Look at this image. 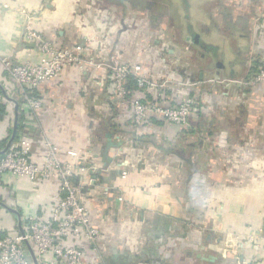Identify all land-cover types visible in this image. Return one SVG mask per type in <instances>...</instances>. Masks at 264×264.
<instances>
[{
	"label": "crops",
	"instance_id": "1",
	"mask_svg": "<svg viewBox=\"0 0 264 264\" xmlns=\"http://www.w3.org/2000/svg\"><path fill=\"white\" fill-rule=\"evenodd\" d=\"M148 1L150 7L134 0H0V54L40 59L23 39L27 23L59 47L87 39L98 60L115 55L138 64L143 77L162 84L165 102L192 97L189 124L152 117L134 130L129 103L115 97L109 70L69 66L37 88L42 105L35 112L21 106L11 81L0 80V150L12 132L15 101L30 158L40 164L49 144L74 164L73 184L102 235L97 250L72 240L85 251L86 264H264V82L248 84L264 68V0ZM154 3L180 6L182 20L153 10ZM178 54L186 63L168 69L166 61ZM154 93L134 86L128 99ZM108 136L126 141L124 151L129 139H147L148 157L133 161L134 155L110 148L113 159L104 162ZM58 190L55 178L4 174L0 202L20 219L0 206V229L15 233L20 223L24 231L27 215L50 213ZM234 234V252L224 256Z\"/></svg>",
	"mask_w": 264,
	"mask_h": 264
},
{
	"label": "built area",
	"instance_id": "2",
	"mask_svg": "<svg viewBox=\"0 0 264 264\" xmlns=\"http://www.w3.org/2000/svg\"><path fill=\"white\" fill-rule=\"evenodd\" d=\"M23 39L30 45L29 48L40 54V59L37 62L19 61L0 54V80L4 77L19 89L20 104L29 112H35L42 105L41 99L35 93L42 83L57 77L65 67L82 68L86 66L109 70L115 97L122 103L125 101L129 103L134 130H139L152 117H159L177 126L189 124L194 99L186 97L177 104L165 102L162 84L143 77L138 64L123 62L115 55L105 60H98L91 56L92 47L87 39L71 47H59L45 39L30 23L25 25ZM131 79L134 80L138 90L145 93L154 90L155 93L145 99H128V82ZM263 82L264 68H260L253 74L248 84L255 86ZM134 137L137 139L138 133H134ZM135 139L128 140L130 146L134 147ZM125 143L126 141L123 142L122 150L114 148L116 155L123 153ZM46 146L47 151L42 162L40 164L34 162L30 158L32 144L26 134L21 133L0 157V179L8 173L16 177H26L32 181L55 178L59 182L58 195L50 213L26 216L25 235H21L17 230L11 233L9 230L0 229V264H31L24 244L25 239L31 244L37 264H86L85 251L72 241L74 238H82L90 242L94 250L98 249L96 246L102 235L92 226L90 213L81 202L77 186L73 184L74 164L62 161L59 157V150L55 146L49 144ZM67 154L70 157L81 159L73 151ZM111 157L113 159V156ZM88 167L92 168L93 172L96 169L94 166ZM121 170L120 175L124 178L127 174L126 166ZM230 238L222 252L224 256L228 252H234L233 240H239L236 234L231 235ZM247 240L255 247L257 246L254 236H247ZM235 258L238 260L237 256ZM245 264L255 263L253 261Z\"/></svg>",
	"mask_w": 264,
	"mask_h": 264
},
{
	"label": "rangeland",
	"instance_id": "3",
	"mask_svg": "<svg viewBox=\"0 0 264 264\" xmlns=\"http://www.w3.org/2000/svg\"><path fill=\"white\" fill-rule=\"evenodd\" d=\"M135 2H139V6H141V3L142 2H144L143 4L144 5H147L146 3V1L147 0H134ZM151 0H149L148 2H150ZM161 2H167L168 0H160ZM147 6H149V5H147ZM150 7V6H149ZM151 7H152V9L153 10H160V11H163V9H165V11H166V9H167V11L169 12V14H171V16L174 18V19H176L177 20V18L179 19V16H180V21L182 20V9L180 10L179 9V7L180 6H178V9L177 10H175V4L174 5H168V7H165L163 4H152L151 5ZM181 8V7H180ZM129 10V9H128ZM132 10H133V12L134 13H136V8H132ZM131 12V11H130ZM137 14V13H136ZM135 14V15H136ZM114 16H117V17H119L120 16V14H119V12H118V10L116 9V12L114 13ZM137 16V15H136ZM180 55H182V54H178V56L176 57H174L173 56V58H171L170 60H167L166 61V63H167V65H168V69H170V70H177V71H179L182 67H181V65H184L186 62L183 60V59H181L180 60V58H181V56ZM194 60H197L196 59V56L194 57ZM193 65V64H192ZM176 73V72H175ZM150 79V78H149ZM151 80V79H150ZM147 140V139H146ZM146 140H144L143 139V141H145V142H142V143H137L134 147H130V144L128 145V149H126L125 151L123 150V155L124 156H126V154L128 155V154H132V155H134V157H133V161H139V162H144V160L146 159V157H148V156H145V152L148 150V148H149V146H148V141H146ZM138 142V141H137ZM125 144H127V143H125ZM145 145H147V146H145ZM126 146V145H125ZM145 146V147H144ZM155 148V147H154ZM155 155L156 154H154V155H152L154 158H155ZM150 156H151V154H150ZM125 166H126V168H127V166L128 165H126V163H125ZM130 166V165H129ZM133 166L134 167H136L137 166V164H133ZM122 171V170H121ZM120 174H121V172H120Z\"/></svg>",
	"mask_w": 264,
	"mask_h": 264
},
{
	"label": "water",
	"instance_id": "4",
	"mask_svg": "<svg viewBox=\"0 0 264 264\" xmlns=\"http://www.w3.org/2000/svg\"><path fill=\"white\" fill-rule=\"evenodd\" d=\"M195 42H196V43L199 42V40L197 39V36H195ZM13 104H14V114H15V118H14V123H13L12 132H11V134H10V136H9V138H8V140H7V142H6V145L4 146V148H2V149L0 150V155L3 154V153L9 148V146L11 145V143H12V141H13V139H14L15 133H16V126H17V106H18V103L15 102V101H13ZM123 142H124V140L121 139V138H119V137H117V138H113V139H112L111 136H108L105 145H103V146L101 147L100 155H101L103 161H104V162H109V161H111V160H112V157L108 155V153H109V149H110V148H117V149H119V150H122ZM0 206L7 208V209H8L9 211H11V212H14L15 215L17 216V218L20 219V218H19V213H18L16 210L6 207V206H5L4 204H2L1 202H0ZM18 221H19V220H18ZM18 229H19V233H20L21 235H25V233H24V231H23V229H22L20 223H18ZM24 244H25V247H26V249H27L28 256H29V258H30V260H31V264H37L36 255H35V253H34L32 247H31L30 242H29L27 239H25V240H24ZM203 258H204V257H203ZM208 259H213V258H212V256L206 257V260H208Z\"/></svg>",
	"mask_w": 264,
	"mask_h": 264
},
{
	"label": "trees",
	"instance_id": "5",
	"mask_svg": "<svg viewBox=\"0 0 264 264\" xmlns=\"http://www.w3.org/2000/svg\"><path fill=\"white\" fill-rule=\"evenodd\" d=\"M135 86V83H134V80H129V82H128V89H130V88H132V87H134ZM136 87V86H135ZM36 93V92H35ZM19 107H20V105H19ZM3 108H4V105L3 104H1L0 103V119L2 118V116H3V112H4V110H3ZM21 112H23L22 111V109L21 108H19V113H18V123H17V125H18V130H17V134H16V139L21 135V133H20V130L23 128V124H21V122H20V118H22V116H21ZM15 139V140H16ZM3 145H4V141L2 140L1 141V143H0V146L1 147H3ZM2 156V154L0 155V157Z\"/></svg>",
	"mask_w": 264,
	"mask_h": 264
},
{
	"label": "flooded vegetation",
	"instance_id": "6",
	"mask_svg": "<svg viewBox=\"0 0 264 264\" xmlns=\"http://www.w3.org/2000/svg\"><path fill=\"white\" fill-rule=\"evenodd\" d=\"M193 42H195V36L190 37Z\"/></svg>",
	"mask_w": 264,
	"mask_h": 264
}]
</instances>
